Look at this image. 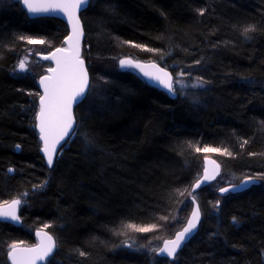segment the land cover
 Wrapping results in <instances>:
<instances>
[{"label":"trees","instance_id":"trees-1","mask_svg":"<svg viewBox=\"0 0 264 264\" xmlns=\"http://www.w3.org/2000/svg\"><path fill=\"white\" fill-rule=\"evenodd\" d=\"M80 20L81 56L97 83L47 168L34 124L37 76L20 78L14 65L20 36L52 51L68 31L54 18L29 19L20 0H0V202L23 201L20 226L0 222V264L10 244L32 245L42 224L56 242L44 264H264V180L219 191L264 174V0H91ZM123 57L154 62L174 81L183 72L191 89L171 97L117 69ZM196 147L233 153L217 158L218 185L193 193L196 234L172 261L121 246L124 224L162 228L180 205L165 237L184 226L191 202L179 192L203 170Z\"/></svg>","mask_w":264,"mask_h":264},{"label":"snow or ice","instance_id":"snow-or-ice-1","mask_svg":"<svg viewBox=\"0 0 264 264\" xmlns=\"http://www.w3.org/2000/svg\"><path fill=\"white\" fill-rule=\"evenodd\" d=\"M29 14H47V13H63L67 17L68 23L71 25V34L66 37V48H56L48 56L43 59L55 61V68H48L50 75L42 76L39 80L43 88V94L39 95V111L36 113V120L38 123L36 127L39 128L40 139L43 141L42 151L47 158V165L51 168L54 164V158L62 152L63 144L69 142L71 135L75 134L74 129L79 127L76 125L73 115V105L80 103L85 97L86 89L88 88V73L85 68V62L81 57L80 41L84 35L83 27L81 25L78 11L80 8L88 3V0H23ZM200 15L204 14V10H199ZM255 26H249L245 29L254 31ZM19 39L26 40L28 44H43V40H34L31 37L20 36ZM124 43H131L125 41ZM133 47L141 48L146 51H156L155 49L147 48L144 45L133 44ZM200 63V61H196ZM119 65L122 69H138L144 77L149 81L154 82L155 86L166 89L169 94H175V84L180 83L179 80L174 82V78L170 72L165 68L159 67L155 63L143 64L133 59H120ZM20 72L27 71V59L21 60L18 64ZM184 73H178V76H183ZM86 143H90L86 140ZM248 140H243L241 148L248 144ZM16 148L19 150L20 145ZM196 152H218L222 155L232 156L233 153L227 148H195ZM255 155L254 153H251ZM208 165L212 167L209 168ZM14 169H9V172ZM220 175V165L214 160L205 157V168L203 176L198 178L192 186V191L185 189L179 194L183 196L185 192L192 197L193 203L196 201L193 193L200 188L202 184L215 180ZM257 180H264V174L259 176H246L239 185H233L231 189L221 188V193L232 191H240L246 189L250 184H255ZM39 187H43L42 185ZM179 191V190H178ZM25 196L27 193L24 194ZM21 198H14L10 202L4 201L0 204V218L10 219L12 221H19L20 217L17 215V210L22 204ZM217 201L214 207H218ZM162 220H167L168 217H161ZM201 219V211L199 205L193 208L190 216L187 218L186 225L182 230L177 231L173 239L164 240L163 247L153 249L160 254H166L173 259L176 258L177 253L182 246L192 236L197 229ZM233 223H238L236 217H233ZM45 227H48L46 225ZM126 227L137 232H151L156 230L158 225H149L147 227H140L129 224ZM40 237V242L33 247H21L18 243L10 244L8 256L12 264H37V261H44L48 258L56 248V242L51 235L41 230L37 232ZM80 255H85L81 252Z\"/></svg>","mask_w":264,"mask_h":264},{"label":"rangeland","instance_id":"rangeland-1","mask_svg":"<svg viewBox=\"0 0 264 264\" xmlns=\"http://www.w3.org/2000/svg\"><path fill=\"white\" fill-rule=\"evenodd\" d=\"M26 37H29V36H26ZM31 38L34 40H43L45 43H43V44H28L26 40L18 39V41H19L18 45H19L20 51H19V55L17 58V62L14 65V72L20 78H26L27 77L29 79H33V76L35 75V76H37V81H38L39 77L47 74V69L50 68L51 66L47 63H44V62H41L40 60H38L37 56L38 55H46L51 51L48 50L46 40L38 38V37H31ZM81 47H82V44H81ZM59 48H65L64 42H63V45ZM125 58L126 57L119 58L118 61L120 59H125ZM24 59H27V71L26 72H20L18 70V64L21 60H24ZM128 59H131V58H128ZM118 61L116 60L114 63L117 69H118ZM90 63L93 64V62H90ZM105 66L109 67L110 64L107 63V64H105ZM107 67H105V68L107 69ZM176 79L180 81V83L174 85L176 91L179 88V92L183 93L184 88H185V90H188L190 88L188 83H186L187 81H186L185 77L181 76V77H178ZM96 83L97 82L94 81V79H92V82L89 85L88 94H92L94 92L95 87H96L95 86ZM37 111H35V113ZM35 117H36V114H35ZM34 124L36 125V123H34ZM263 131H264V126H263ZM197 153H199V155L201 156L202 163H203V170H204L205 157H207L210 160H214V161H216V163L219 164L217 158H218V156L222 155L221 153H218V152H203V151H201V152H197ZM203 170H202V172H203ZM201 176H202V173H201ZM220 177H221V171H220V175H218L215 180H212L208 184L203 185V186H207L209 184H212L214 186L216 184L218 185ZM239 184L240 183H238V185ZM203 186H201L200 188H202ZM200 188L196 189L195 192H197ZM189 191H192V186H191V189ZM189 199H192V197L189 196ZM195 202L197 203V201H195ZM0 204H2V202H0ZM197 205H198V203H197ZM181 207H182V205H180L177 208V212L173 215L172 219H170L171 221H168L162 228L157 227L156 230L151 231V232H137V231H134V230L126 227L129 224H124L123 227L119 231L121 234V237H120L121 238L120 241L122 242L121 246H123L127 249H130V250H133V251L135 250V251H139V252H147L148 257L155 255L157 251H153V249L158 250L160 248L161 244L163 243V241L167 240V238L165 237L167 229L170 228L172 223H174L177 219L181 218V216H182ZM190 212H191V209H190ZM190 212H189V214H190ZM45 226H46V224H42L41 227H39L37 229L46 230L47 227H45ZM147 226H149V225H143L140 227H147ZM145 234H148V237H146V238L142 237ZM156 238L159 239L158 245H157V242L152 241V239H156ZM18 244H20L21 246H28V245L22 244V243H18ZM8 249H9V247H8Z\"/></svg>","mask_w":264,"mask_h":264},{"label":"water","instance_id":"water-1","mask_svg":"<svg viewBox=\"0 0 264 264\" xmlns=\"http://www.w3.org/2000/svg\"><path fill=\"white\" fill-rule=\"evenodd\" d=\"M89 1H91V0H88V3H89ZM34 2H38V0H34ZM88 3L86 4V5H84V6H82L81 8H80V10L78 11V16H79V18H80V14L84 11V10H86V8L88 7ZM21 7H22V9L25 11V13L27 14V17L29 18V19H36V18H54V19H57V20H59V21H61L62 23H64L65 24V26H66V28H67V31H68V33H67V35H66V37L67 36H69L70 34H71V25L68 23V20H67V17L66 16H64V14L63 13H47V14H29L28 13V11H27V8H26V6L24 5V3H23V0H21ZM81 21V20H80ZM81 25H82V23H81ZM83 27V26H82ZM83 32H84V30H83ZM66 37L64 38V40H63V42H64V46H65V48L67 47V44L65 43V39H66ZM83 37H84V35H83ZM83 37L81 38V41H80V48H81V43H82V40H83ZM55 51V49L54 50H52L51 52H49L48 54H46V55H38L37 56V58H38V60H40L41 62H44V63H47V64H49L50 66H51V68H55L56 67V64H55V61H52V60H46V59H43V57L44 56H48V55H50L52 52H54ZM80 51H81V49H80ZM141 63H143V64H145V65H147V64H150V63H154V62H141ZM156 64V63H155ZM160 67V66H159ZM86 68V67H85ZM118 68H119V70H121V71H133V72H135L146 84H148L149 86H152L153 88H155V89H157V90H160V91H162V92H164V93H166L167 95H169V96H171V97H174V94H169L168 93V91L166 90V89H163L162 87H157V86H155V83L154 82H151V81H149L148 80V78L147 77H144L143 76V74L142 73H140L139 72V70L138 69H122L121 67H120V65H119V61H118ZM162 68V67H161ZM19 70V69H18ZM169 72V71H168ZM88 73V72H87ZM46 75H50V73H48V71H47V74ZM43 76H45V75H43ZM42 77V76H41ZM40 77V78H41ZM40 78L38 79V81H37V90H38V92H39V94L40 95H42L43 94V88H42V86L40 85V83H39V80H40ZM89 84H90V82H89V74H88V88H89ZM88 88L86 89V93H85V96H86V94H87V92H88ZM85 98V97H84ZM83 98V99H84ZM82 99V100H83ZM81 100V101H82ZM80 103H76V104H74L73 105V115H74V110H75V108H76V106H78ZM38 111H39V99H38ZM35 123L37 124L38 123V121L36 120V117H35ZM35 129H36V132H37V134H38V140H39V142H40V146H41V148H40V150H39V155L41 156V158L43 159V161H44V164H45V166L47 167V168H49V166L47 165V158H46V156H45V154L43 153V151H42V148H43V141L40 139V133H39V128L38 127H36V125H35ZM75 130V129H74ZM70 138V137H69ZM69 138H66V139H69ZM62 144H64V142H62ZM54 160H55V158H54ZM208 167L209 168H211L212 166L211 165H208ZM204 168H205V162H204ZM203 172H204V170H203ZM203 172H202V176H203ZM201 176V177H202ZM210 182V181H209ZM209 182H206V183H204V184H202L201 186H203V185H206V184H208ZM244 190V189H243ZM232 191V190H231ZM240 191H242V190H240ZM233 192H236V191H233ZM191 202H192V210H193V208H195L196 206H197V203L195 202V203H193V201L191 200ZM192 210H191V212H192ZM190 212V213H191ZM17 215H18V210H17ZM189 216H190V214H189ZM188 216V217H189ZM201 220V219H200ZM187 221V220H186ZM0 222H6V223H11L12 225H19L20 224V220L19 221H12V220H10V219H5V218H0ZM200 224V223H199ZM199 224H198V226H197V229L195 230V232L192 234V236L189 238V240L196 234V232H197V230H198V227H199ZM186 225V222H185V224H184V226ZM183 226V227H184ZM182 227V228H183ZM182 228L180 229V230H182ZM179 230V231H180ZM41 231V229H36L35 231H34V233H33V237H34V244L33 245H30V246H21V247H33V246H35V245H37L39 242H40V237L39 236H37V232H40ZM43 232H46V233H48L49 235H51L47 230H43ZM52 236V235H51ZM174 236H175V234L173 235V237L172 238H170V239H173L174 238ZM53 237V236H52ZM54 239V238H53ZM188 240V241H189ZM188 241H186L185 242V244L188 242ZM163 243H164V241H163ZM163 243L161 244V246H160V248L161 247H163ZM184 244V245H185ZM183 245V246H184ZM182 246V247H183ZM182 249V248H181ZM55 250H56V248L54 249V252H55ZM180 251V250H179ZM178 251V252H179ZM54 252L48 257V258H46V260H44V261H37V264H44L53 254H54ZM156 255L158 256V257H163V258H166V259H168L169 261H172L173 260V258H171V257H168L166 254H160L158 251L156 252ZM6 258H7V262H8V264H12V261H11V259L9 258V256H8V252H7V254H6Z\"/></svg>","mask_w":264,"mask_h":264},{"label":"flooded vegetation","instance_id":"flooded-vegetation-1","mask_svg":"<svg viewBox=\"0 0 264 264\" xmlns=\"http://www.w3.org/2000/svg\"><path fill=\"white\" fill-rule=\"evenodd\" d=\"M19 209H20V207L18 208V216H19V213H20V211H19ZM1 223H6V222H1ZM7 224H10V225H12L11 223H7ZM21 225V220H20V224L18 225V226H20ZM13 226H17V225H13ZM35 231V230H34ZM34 233V232H33ZM34 238V237H33ZM34 244V243H33ZM32 244V245H33ZM28 246H30V245H28ZM9 251V249L7 250V252ZM7 254V253H6Z\"/></svg>","mask_w":264,"mask_h":264},{"label":"bare ground","instance_id":"bare-ground-1","mask_svg":"<svg viewBox=\"0 0 264 264\" xmlns=\"http://www.w3.org/2000/svg\"><path fill=\"white\" fill-rule=\"evenodd\" d=\"M20 5H21V0H20ZM21 8H22V7H21ZM157 65H158V64H157ZM158 66H159V65H158ZM85 67H86V66H85ZM39 78H40V77H39ZM88 89H89V88H88ZM38 99H39V98H38ZM82 101H83V100H82ZM82 101H81V102H82ZM81 102H80V103H81ZM71 136H72V135H71ZM71 136H70V137H71ZM40 148H41V147H40ZM39 150H40V149H39ZM191 200H192V199H190V202H191ZM191 210H192V202H191ZM178 231H179V230H178ZM172 237H173V236H172ZM172 237H171V238H172ZM169 239H170V238H169Z\"/></svg>","mask_w":264,"mask_h":264}]
</instances>
